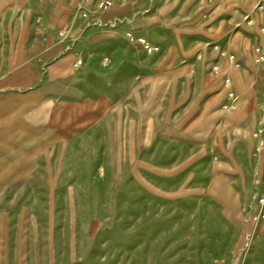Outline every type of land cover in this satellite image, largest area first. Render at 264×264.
Listing matches in <instances>:
<instances>
[{"label": "rangeland", "instance_id": "obj_1", "mask_svg": "<svg viewBox=\"0 0 264 264\" xmlns=\"http://www.w3.org/2000/svg\"><path fill=\"white\" fill-rule=\"evenodd\" d=\"M246 1L9 0L40 75L0 118V264H264Z\"/></svg>", "mask_w": 264, "mask_h": 264}, {"label": "crops", "instance_id": "obj_2", "mask_svg": "<svg viewBox=\"0 0 264 264\" xmlns=\"http://www.w3.org/2000/svg\"><path fill=\"white\" fill-rule=\"evenodd\" d=\"M253 1L247 0L246 5H251ZM9 9V0H0V101L3 102L6 101L5 98H9V92L12 90L21 91L34 85L35 79H28V75H40L36 64L34 67L27 64L29 54L26 48V38L10 35ZM9 109V103L0 104L2 120L10 115L8 114Z\"/></svg>", "mask_w": 264, "mask_h": 264}, {"label": "built area", "instance_id": "obj_3", "mask_svg": "<svg viewBox=\"0 0 264 264\" xmlns=\"http://www.w3.org/2000/svg\"><path fill=\"white\" fill-rule=\"evenodd\" d=\"M253 10L255 11L256 14H262L264 12V0H256V3L254 5ZM259 31L264 35V27H260ZM128 36H130V34H127ZM136 42L138 44H140L145 50L148 51H154L156 50V47L148 44L143 38L141 37H137L136 38ZM255 58H254V63H261L264 62V48L261 46H256L253 50ZM228 59L233 62V64L235 66H238L237 63L235 62L234 56L230 55L228 57ZM80 64V62L78 61L77 63L74 64V66H78ZM229 98L231 99L230 105H229V109H233L234 108V99H233V94L229 93Z\"/></svg>", "mask_w": 264, "mask_h": 264}, {"label": "bare ground", "instance_id": "obj_4", "mask_svg": "<svg viewBox=\"0 0 264 264\" xmlns=\"http://www.w3.org/2000/svg\"><path fill=\"white\" fill-rule=\"evenodd\" d=\"M259 15H262V14H259Z\"/></svg>", "mask_w": 264, "mask_h": 264}]
</instances>
